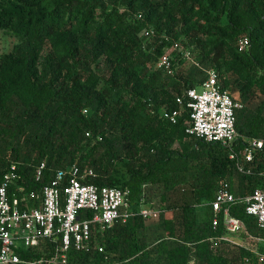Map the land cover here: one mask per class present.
<instances>
[{
    "label": "trees",
    "instance_id": "trees-1",
    "mask_svg": "<svg viewBox=\"0 0 264 264\" xmlns=\"http://www.w3.org/2000/svg\"><path fill=\"white\" fill-rule=\"evenodd\" d=\"M0 29L12 36L0 52V183L13 164L20 174L9 194L40 191L77 163L93 168L89 182L129 188L134 209L159 210L94 223L89 248L71 247L67 264H264V227L245 202L264 189V144L252 160L232 158L186 132V109L176 122L161 113L213 68L243 104L233 148L264 140V0H0ZM171 47V69L157 66ZM221 180L245 224L239 244L223 238V210L214 223Z\"/></svg>",
    "mask_w": 264,
    "mask_h": 264
},
{
    "label": "built area",
    "instance_id": "built-area-1",
    "mask_svg": "<svg viewBox=\"0 0 264 264\" xmlns=\"http://www.w3.org/2000/svg\"><path fill=\"white\" fill-rule=\"evenodd\" d=\"M178 44L175 43L174 47ZM248 44L247 35L238 40L241 50ZM186 56L190 57L189 52H186ZM156 65L170 70V54L163 53ZM177 102L178 108L164 107L161 110L162 115L176 122L177 116L186 109L190 116L186 132L229 146L230 157L238 159L241 155L246 160H252L263 147L264 140L253 137L248 139L249 143L243 149L233 148L235 140L240 137L235 124V111L243 104L234 99L227 89L220 87L218 73L213 68L206 69V78L199 87H190L184 95L177 96ZM43 166L44 163L38 167L37 177L40 176ZM93 175V168H82L73 163L67 169L59 170L40 191L29 190L10 195L8 189L11 182L20 177L16 165L13 164L4 173L0 183V264H67L71 247L89 248L94 223L104 229L115 220L126 219L136 212L145 218L158 217V209L142 206L138 210L134 209L129 188L99 186L88 181V177ZM235 199L236 196L228 189L227 183L221 180L210 204L215 214V224L217 214L223 210L227 230L223 238L239 244L240 240L234 235L243 233L245 224L242 219L232 215L228 208V204ZM31 200L36 203L31 205ZM245 202L247 212L254 215L258 224L264 227V189L256 188L245 198ZM44 239L56 243L50 255L39 258L20 256L21 246H35ZM99 249L103 250V247L100 246Z\"/></svg>",
    "mask_w": 264,
    "mask_h": 264
},
{
    "label": "rangeland",
    "instance_id": "rangeland-1",
    "mask_svg": "<svg viewBox=\"0 0 264 264\" xmlns=\"http://www.w3.org/2000/svg\"><path fill=\"white\" fill-rule=\"evenodd\" d=\"M11 39H12V36L11 34H9L8 31L4 30V29H0V52L6 50L7 48H9L10 46V43H11ZM172 49L171 48H167L166 49V53H171ZM234 97H237V93H234L233 95ZM242 232L240 233H237L234 235V237L238 240L241 239V236H242Z\"/></svg>",
    "mask_w": 264,
    "mask_h": 264
}]
</instances>
